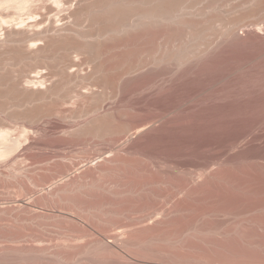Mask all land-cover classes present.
<instances>
[{"label": "bare ground", "instance_id": "1", "mask_svg": "<svg viewBox=\"0 0 264 264\" xmlns=\"http://www.w3.org/2000/svg\"><path fill=\"white\" fill-rule=\"evenodd\" d=\"M228 1L0 0V158H5L0 159V186L13 188V191L11 188V190L7 188L8 191H12L13 199H9L8 202L6 197V202H3V199L0 201V215L6 216L15 210H21L39 216L42 212L41 208L43 209L42 206H44L49 208L45 214L48 211L58 213L56 215L61 220L58 227L67 226L69 230L55 242L50 238L48 246L45 247L38 245L43 241V235H40L35 229L32 228L28 231L18 227L13 231L11 229L9 234L12 239L28 238V240L26 239V242L20 246L16 243L19 246L17 248L9 246L10 248L0 250V254H4V257L1 256L3 259L0 258L1 264H230L229 261L232 262V260V263H237L234 262V258L237 259L239 254L234 252L237 256L231 258L232 260L228 254V252L233 253L228 251L230 239L226 240L225 237L227 229L217 226V222L208 221L209 223L207 222L208 224L203 226L216 231L217 239L218 236L220 237L217 245L216 242L215 246L212 244L214 248L217 246L215 250L211 249L210 252L203 249L198 252L196 251L198 248H196L193 249L194 252L192 251L191 255L197 252L202 257L203 260L199 258V254L195 253L196 257L201 259L200 261L197 258L199 263L193 260L196 257L190 258L192 257L189 255L191 251L186 249L190 252L189 254L186 250L184 251L185 247L192 248L193 243L184 239L180 240L185 235H189L190 231L195 230L192 228L194 219L202 216L207 218L205 215L212 213L225 214L227 208L195 210L193 205L189 204L192 201H186V198L183 199L184 196L181 199L177 197L179 199L169 208H165L167 206L164 207L163 204L160 205V202L157 208L152 205L157 211L150 216L148 213L150 211L145 212L150 208L146 194L139 193L138 197L129 196L124 201V198V200L119 198L122 193L120 194L118 190L114 192L115 189L111 190L112 186L105 187L106 185H98V183L96 189L101 186L100 194L98 191L93 192L91 188H88L97 186L94 185V181H97L96 178H100L99 176L109 171L123 169L125 165H137L138 169L140 168L142 171L143 177L137 178L140 181H137L131 190L132 193H136L140 190L143 191L150 184L167 182L169 178L167 169L173 170V168L170 163L161 162L153 156L140 154L136 148L137 144L130 142L133 136L145 132L147 128H151L152 124L154 126V123L162 121L165 117L164 108L154 106L152 118L146 122L116 121L113 117V110L103 108V103L108 97H105L104 94H93V90L88 89L84 83L90 80L93 82L90 84L94 86L93 75H79L80 65L72 57L73 53L75 55L84 54L87 62L91 60L99 62V76L96 82L103 86L111 85L112 91L109 93L111 99L121 96L122 82L130 83L149 71L157 70L164 64L169 66L168 79H172L177 76L176 73L179 70H183L184 66H194L196 60L204 57L213 48L215 41L237 39L243 33L252 32L262 34L264 37V0H242L234 6L237 11L233 15L212 13L217 10L222 11ZM207 9L209 11H206ZM207 34H210L208 40L180 55L184 48L188 49L192 46L193 41L198 38L204 39ZM60 50L63 54L59 61L49 63L44 59L50 56L47 54L51 53L53 56L54 52ZM76 57L78 56L76 55ZM8 58L19 63H29L19 71L5 72V62ZM105 63L108 65L105 66ZM37 68H39L38 71H36ZM45 68L49 69V72L42 71ZM111 70L115 71L112 76L106 74ZM54 76L57 77L56 81L52 79ZM166 79L162 78L155 83L149 79H142L139 82H143L141 90L153 91ZM168 83L170 84V81ZM65 85L67 89L63 90ZM84 89L90 90V95L87 91H83ZM100 89L103 90L102 86ZM67 103L72 105L70 109V105L66 109L65 104L67 106ZM87 103L90 105L86 106ZM131 106L133 107V105ZM118 111L122 116L126 113L121 111V108ZM177 111L178 107L173 106L171 112L177 114ZM50 117H59L65 120L63 122H67L58 128L56 140L60 145L69 146L70 150L76 147L79 149L83 147L84 150L86 144L96 138L107 139L104 140L108 142L107 147L93 144L89 151H85L87 150L85 149L82 153L80 152L81 155L72 157L73 154L70 152L71 156L69 153L64 155L67 149L63 147L51 148L35 145V142L43 137L38 126L44 119ZM69 120H73L72 126L68 125ZM21 139L26 143L22 148H18ZM35 148L40 150L39 152L44 156L48 166L54 167L53 171L46 174L42 171L44 174H41L38 171L41 167L26 165L21 166L22 168H15V166L11 168L18 161H26L28 154ZM137 155H140L141 158L138 156V159L134 160L136 158L134 156ZM29 162L31 161L29 160ZM29 162H27L28 165L31 164ZM35 163L37 164V162ZM19 164L21 163L19 162ZM222 164L218 163V166H215V169L213 167V170L208 174L198 173L196 177H194L195 175L188 177L187 180H184V184L177 189H181L180 191L184 194L186 191H205L210 187L213 178L219 180L224 178L227 169ZM174 170L180 172L178 168ZM56 176L59 177L58 180H56ZM74 190H78L79 195L73 196L71 198L73 201L90 199L91 203H99V205H115L114 203L119 201L116 204L120 205V210L136 212L128 216V221L118 222L114 224L113 228L102 229L95 226L88 217L75 216L73 208L71 209L69 206L70 209L64 207L60 211H56L58 204L63 200L61 194L67 192L72 194ZM112 192L115 195L119 193L118 200ZM170 192L175 193L174 191ZM167 193L165 194L167 195ZM188 194L186 193V196ZM113 196L116 198L115 200ZM147 206L149 207L147 208ZM36 208H40V210ZM10 218L12 217L10 216ZM12 226L14 225L12 224ZM6 236H8L7 233ZM85 236L92 237L90 244H84L87 240H81ZM167 238L175 241V243L172 242L173 245H178L176 252H186L188 257L186 258V253H182L185 254V257L180 253L179 256H181H178V259L171 260L169 257L168 259L171 261H168V259L159 257L160 255L157 256L158 254L154 251L156 249L146 248L149 244H155L157 247L159 242ZM81 241L84 242L81 243ZM188 242L190 246L185 244ZM210 242L214 243L213 240ZM209 243L208 245L211 246ZM11 244L14 243L9 245ZM218 246L223 250L217 249ZM136 248L138 249L136 250ZM159 248L157 249L162 251V248ZM239 249L241 250L240 247ZM217 251L220 254H217ZM174 252L171 251L173 256ZM212 252L216 253V256L212 255ZM245 253L241 252V255L238 256L239 261L240 256L243 260L250 259L252 254L249 253L250 256H248V252ZM166 254L168 255V252ZM217 255L220 257L218 258ZM175 256L177 257V255ZM182 256L186 259L181 258ZM213 256L217 257V260H214L216 258L213 259ZM231 257L233 256L231 255ZM251 257L253 260L258 258L254 255ZM243 260L238 263L243 264L249 261L246 263L250 264V260L245 259L246 261L242 262ZM251 263L253 262L251 261Z\"/></svg>", "mask_w": 264, "mask_h": 264}, {"label": "rangeland", "instance_id": "2", "mask_svg": "<svg viewBox=\"0 0 264 264\" xmlns=\"http://www.w3.org/2000/svg\"><path fill=\"white\" fill-rule=\"evenodd\" d=\"M241 1L242 0H229L226 6L223 7L222 11L217 10L213 11L212 13L233 15L237 11V8H234V6L238 5ZM209 9H207L206 11H209ZM244 34L245 33H243L237 39L233 38L218 42L215 41V43L213 44V48L210 49L204 57L200 58L201 60H196L194 66L186 65L184 66V68L182 67L183 70H179V72L176 73L177 76H174L172 79H168L169 66L167 64H164L157 70L149 71L141 78L133 80L130 83L122 82L120 90L121 96L116 99L109 98V93H111L110 91H112L110 89V84H106L103 86L101 84L99 85L98 82H96V79L99 76V62L97 60H91L87 62L86 56L84 54H76L78 56L76 57L75 53H73V56H71L73 57V59L75 58L76 62H78V64L80 65L79 75H93L95 79L94 86L90 84L93 83L90 80H87L84 83L87 85L88 89L93 90V94H104L105 97H108L103 103V108L112 109L113 117L116 121H125L129 123L146 122L148 120H151L153 112L152 108L154 106L164 108V119L160 122H156L157 125L156 123H154V126L152 124L151 128H147L145 132L133 136V138L130 139V142L135 145L137 144L136 148L140 152V154L153 156L161 162L170 163L172 165L173 170L167 169V175L169 177L168 181L163 184H150L145 187L143 191L140 190L137 191L138 193H132L131 190L134 188L133 186H135L136 182L138 181L137 178L141 179V176L143 177V173L140 168L138 169L137 165H125V167L123 166V169L109 171L104 175L99 176L100 178H96L97 181H94V185H97L99 183L98 185H106L105 187L112 186L111 190L114 191L115 189L114 192H117L116 190H118V192L120 191V194L122 193L119 198H121L122 200L125 199L124 201H126L129 196L138 197L139 193L146 194L150 208L149 210L145 208V212L150 211L148 212L150 213V216L154 215L155 211H157L156 208L159 202L160 205L163 204L164 207L167 206L165 208H169V206L171 207V205L174 204L177 199H181L184 196L185 197L183 199L186 198V201L191 200L193 202L189 204L193 205V208L195 210H212L213 208L219 207L227 208L229 211L227 210V213L225 214L212 213L210 215H205V217L207 218H204V216H202L194 219L192 228H194L195 230H192L193 233L192 231H190L189 235H185L183 238H180V240L184 239L193 243L192 248L185 247L184 251L186 249L191 251L190 253L186 250V252L188 254L190 253L189 255H191L192 251H195L193 249L196 248L200 249H196V251L198 252L201 250L203 251V249L210 252L212 251L211 249L215 250V248L217 247L216 246L214 248L215 242L217 245V243L219 242L218 239H220V237L218 236L217 239L216 231H213L208 227H203L209 223L208 221H213L215 223L217 222V226L225 227V229H227L225 237L226 240L230 239L229 243L231 244L230 245L227 243L230 246V249L228 251H231L233 253L231 254L230 252H228L230 260H232L231 258H234L238 254L241 255V252H246L245 254H247L248 252V256L252 254L254 256H257L258 258L253 260L251 257L252 255L250 256V259L252 260L245 257L242 258L250 260V264H254L255 262H257L255 264H264V37L262 34L255 32L245 35ZM209 35L210 34H207L204 39L198 38L193 41L192 46L188 49L184 48L180 55L186 53L189 49L193 50L194 46L197 47L199 44H202L203 42L208 40ZM62 54V50L54 52L53 56L51 53H49L47 55L50 56L44 59H46V61H48L49 63L56 62L59 61ZM5 63V72H8L10 70L19 71L29 62L19 63L8 58ZM106 64L108 65V63H105L104 65L106 66ZM45 69H42V71L49 72V69ZM38 70L39 68L36 69V71ZM113 72L115 71L111 70L109 72H106V74L112 76ZM162 78L167 79L162 85L153 89V91L149 90L145 92L141 90L143 82H139L142 79H149V81L155 83ZM52 79L53 81H56L57 77L54 76V78ZM169 81L170 84L168 83ZM101 86L103 90L100 89ZM65 89H67L66 85L63 86V90ZM85 89L83 91H87L90 95L91 91L89 90V92ZM133 95H135L136 97ZM145 101L148 102L149 105ZM138 103L140 105L142 103L143 106H140ZM67 104V106L65 104L66 109L70 105L69 103ZM130 104L133 105V107ZM88 105H90V103L86 104V106ZM128 106L131 107L129 108ZM173 106L178 107L177 114H175L176 112H171ZM71 107L72 105H70L69 109ZM119 108H121V111L126 112L125 114H123V116L122 114L118 113ZM142 108L145 111L141 110ZM63 121L65 120H62L59 117H50L44 119L41 125L38 126V129L42 131L44 138L42 137L40 140L36 141L35 145L51 148L63 147L67 149V151L64 152V155H68V153L70 152L73 154L72 157L81 155V153L85 149H87L85 151H89V149H92L91 147L93 146V144H96L100 147H102V145H108V142L104 141L107 139L96 138L91 139L84 147V150L83 147H80V149L79 147H76L75 149L70 150L69 146L60 145L56 140V137L58 134V128L67 123ZM69 121L70 122L68 123V125L74 124L73 120ZM152 130L155 131L153 132ZM25 143L26 142L21 139L18 144V148H22ZM87 146H89L90 148ZM39 151L40 150L37 148L33 149L28 154L26 161H18L17 164H13L11 168H14L13 166L17 168L21 166L24 167L23 165H26L35 166L37 168L41 167L40 170H38L39 172H41V174L43 172L46 174L50 171H53L54 167L52 168L48 166L47 162L44 160V156ZM70 153L69 156L72 155H70ZM138 156L141 158L140 155H137L134 156V158L136 157L134 160H137ZM29 160L31 162H29ZM65 161L67 162L68 160ZM19 162L22 165L19 164ZM27 162H29V164L31 163L32 165H28ZM35 162H37V164ZM218 163H223L224 165L222 164V166H224L227 170L224 178L220 179L221 181L218 178H213L211 180L209 187L210 189L208 188L203 192L186 191L187 194H191H188L189 196H186V193L184 194L182 191H180L181 189H177L180 188L182 184H184V180H187L188 177H193L194 175V177H196L198 173L208 174L211 170H213V167L215 169V166H218ZM208 164L210 165L208 166ZM177 168L180 170V172L178 170H174ZM56 177V180H58L59 177ZM194 181H197V179H194ZM98 185L92 187L89 186L88 188H91L93 192H99L101 186H99L100 188H97V190L96 187H98ZM7 188L10 189L11 187L0 186V201H2L3 199V202H6L7 199V201L9 202L13 199V197L11 196V194L13 195V188H11L12 191H8ZM169 191H174L175 193L170 192V194ZM101 192H99V194ZM165 193H167V195ZM117 194L115 195L113 193L115 197L117 196L118 200L119 193ZM61 195L63 200H61L60 204H58L59 206H57L56 211H60L61 208L64 207L68 209L73 208L72 211L75 212V216L78 215L88 217V219L95 226L102 229L106 227L113 228V226L115 227L114 224L118 222L128 221V216L136 212L120 210V205H117L119 201H116L114 203L115 205H99V203H91L90 199H85L84 201H73L71 198L73 196L79 195L78 190H74L72 194L70 192H67ZM114 196L113 199L115 200L116 198H114ZM125 196L128 197L126 198ZM172 196L174 197L172 198ZM73 205L75 208L73 207ZM152 205L156 207L155 210ZM42 207L43 209L40 207L42 212L40 211L41 213L39 214V216H34V214L26 213L21 210H15L11 214H6V216L0 215V231L2 230L0 232V250L10 247L17 248L20 246V244L25 243L26 239L28 240V238L12 239L10 237V230H16L17 227L19 229L21 228L24 231H28L32 228L35 229L40 235H43V241L39 242L38 245H44L45 247L46 245L48 246L50 238V240H53L55 242V240L63 237L64 233L67 234L69 232L67 226H64L66 228L58 227L59 221L61 222V220L57 216V212L53 213L48 211V213L45 214L49 208L44 206ZM148 207L149 206H147V208ZM40 208L36 209L40 210ZM13 215L16 217L14 218ZM10 216L12 218H10ZM9 218L11 220L14 219L12 220L13 222H9ZM12 224L15 227L12 226ZM69 226L71 227V225ZM70 227L69 229H71ZM6 233L8 236H6ZM91 238L92 237L90 236L82 237L81 240L87 241H81V243L84 242V244H90L89 242L91 241ZM216 239L217 241H215ZM212 240L214 241V243L210 242ZM163 241L159 242V244L156 243L157 247L155 244H149L146 246V248L156 249L157 251H154L156 254H158L157 256L160 255L159 257H162L165 260L169 257L171 260L178 259L180 253L181 255H183L182 253H186H179L178 251H175L177 250L178 245H173L175 243L174 240L171 241L170 238H167ZM189 242L185 244H189L188 246H190ZM10 243H14V246L16 245V243H18L17 245L19 246L16 245L14 247L12 244L9 245ZM208 243L211 244V246L208 245ZM3 244H7L8 246H2ZM212 244H214V246ZM238 245L241 250L239 249ZM158 246L162 248V251H159L157 249L159 248ZM133 247L135 248L138 246ZM134 248L133 250H135ZM138 248H136V250ZM217 249L223 250L220 247ZM166 250L168 252V255L166 254ZM171 251L174 252V256ZM213 252L212 255L215 254L216 256V253ZM161 253L163 254L161 255ZM187 253L186 258L188 257ZM195 253H193L194 256L191 255V259L195 258L196 255L199 254L197 253L195 255ZM217 254L220 253H218L217 251ZM230 254L233 257H231ZM175 255H177V257ZM1 256L4 257V254H0V258H2ZM183 256L181 258L185 257ZM238 256L237 259L236 257L234 258V262L238 263ZM217 257L219 258L220 255H217ZM217 257L213 256V259L216 258L214 260H217ZM197 258L198 257L193 260L199 263L202 257L199 254V258L201 259H198L200 261ZM170 259H168V261H171ZM239 259L240 261L243 260L241 259V256L239 257ZM245 259L242 262L246 261ZM251 261L253 263H251ZM232 262L229 261L230 264H237ZM246 262H244L243 264H249ZM1 263L2 262H0V264Z\"/></svg>", "mask_w": 264, "mask_h": 264}]
</instances>
